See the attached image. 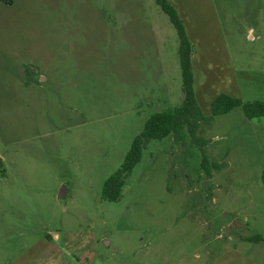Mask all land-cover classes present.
I'll use <instances>...</instances> for the list:
<instances>
[{
  "label": "rangeland",
  "instance_id": "1",
  "mask_svg": "<svg viewBox=\"0 0 264 264\" xmlns=\"http://www.w3.org/2000/svg\"><path fill=\"white\" fill-rule=\"evenodd\" d=\"M192 89L264 100V0H168ZM177 38L152 0H0V264H264V117L150 140L116 201L101 185L181 100ZM64 194L59 197L60 191Z\"/></svg>",
  "mask_w": 264,
  "mask_h": 264
},
{
  "label": "trees",
  "instance_id": "2",
  "mask_svg": "<svg viewBox=\"0 0 264 264\" xmlns=\"http://www.w3.org/2000/svg\"><path fill=\"white\" fill-rule=\"evenodd\" d=\"M152 1L166 15L176 34L182 97L176 106L166 111L152 113L145 120L141 130L132 138L118 168L102 182L100 195L107 201H116L119 198L125 179L140 160L141 150L148 141L171 134L175 143L183 144L184 137L188 136L189 141L200 151V169L207 177H211L212 171H218L223 163H215L207 158L203 151L205 139H202L200 125H207L212 116L225 114L234 108H239L247 119L264 117V100L242 102L239 98L225 93L218 94L212 100L209 115L204 116L200 112L192 89L191 48L183 24L168 0ZM260 181L264 185V168L260 172Z\"/></svg>",
  "mask_w": 264,
  "mask_h": 264
},
{
  "label": "water",
  "instance_id": "3",
  "mask_svg": "<svg viewBox=\"0 0 264 264\" xmlns=\"http://www.w3.org/2000/svg\"><path fill=\"white\" fill-rule=\"evenodd\" d=\"M63 194H64V191H63V190H61L58 196H59V197H62V196H63Z\"/></svg>",
  "mask_w": 264,
  "mask_h": 264
}]
</instances>
